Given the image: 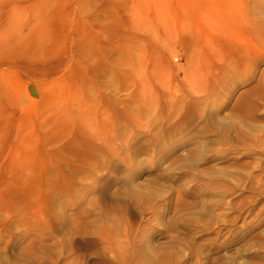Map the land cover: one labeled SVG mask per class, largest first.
Wrapping results in <instances>:
<instances>
[{
	"label": "rangeland",
	"instance_id": "1",
	"mask_svg": "<svg viewBox=\"0 0 264 264\" xmlns=\"http://www.w3.org/2000/svg\"><path fill=\"white\" fill-rule=\"evenodd\" d=\"M23 3L0 0V264H264V0H42L36 66L4 49Z\"/></svg>",
	"mask_w": 264,
	"mask_h": 264
},
{
	"label": "bare ground",
	"instance_id": "2",
	"mask_svg": "<svg viewBox=\"0 0 264 264\" xmlns=\"http://www.w3.org/2000/svg\"><path fill=\"white\" fill-rule=\"evenodd\" d=\"M19 1L24 3L20 5V14L11 16L13 21H10L9 27L5 30L7 47L4 49L13 57V60L17 64L26 65V63H29L36 66L41 60L43 42L48 41L49 45H51L58 38L57 21L53 17L48 19V21H46L47 18L44 19L42 17L43 11H41L42 7L40 5L42 0H31V3H34L35 9L34 12L29 11L27 13H24L25 10L22 9L28 6L26 1L30 0ZM15 13L18 12L15 11ZM43 27L45 28L43 29ZM43 33H46L45 40ZM41 92L39 86L34 83H29L26 87V97L23 100L24 104L27 103V106H31L36 103L40 99ZM67 146L70 148V151L73 150L76 154L82 152L81 147H79V142L74 138L70 140Z\"/></svg>",
	"mask_w": 264,
	"mask_h": 264
}]
</instances>
